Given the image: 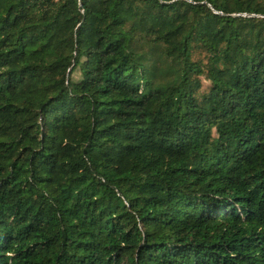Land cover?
Listing matches in <instances>:
<instances>
[{
	"label": "trees",
	"instance_id": "1",
	"mask_svg": "<svg viewBox=\"0 0 264 264\" xmlns=\"http://www.w3.org/2000/svg\"><path fill=\"white\" fill-rule=\"evenodd\" d=\"M0 264H264V0H0Z\"/></svg>",
	"mask_w": 264,
	"mask_h": 264
}]
</instances>
